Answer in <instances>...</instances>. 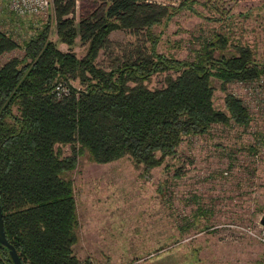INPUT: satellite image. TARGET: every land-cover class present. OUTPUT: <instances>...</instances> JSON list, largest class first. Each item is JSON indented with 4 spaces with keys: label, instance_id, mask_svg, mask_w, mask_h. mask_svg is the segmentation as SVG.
Returning a JSON list of instances; mask_svg holds the SVG:
<instances>
[{
    "label": "trees",
    "instance_id": "obj_1",
    "mask_svg": "<svg viewBox=\"0 0 264 264\" xmlns=\"http://www.w3.org/2000/svg\"><path fill=\"white\" fill-rule=\"evenodd\" d=\"M193 1V0H192ZM77 16L78 0H53L52 20L24 41L23 59L0 65V200L5 232L24 264H93L75 253L80 220L72 174L79 156L106 164L130 157L146 170L174 156L185 136L205 134L216 123L249 125L242 99L227 93L228 112L215 107L214 79L225 89L264 75L249 46L228 48L229 38L205 39L193 58L159 52L155 26L181 8L148 0H95ZM88 44L83 57L49 39ZM126 31L136 43L112 39ZM19 47L0 29V56ZM114 54L104 67L100 54ZM167 73L160 88L147 85ZM78 81L81 87L74 86ZM59 88H67L66 94ZM72 153L65 155L63 146ZM0 264H13L0 244Z\"/></svg>",
    "mask_w": 264,
    "mask_h": 264
},
{
    "label": "rangeland",
    "instance_id": "obj_2",
    "mask_svg": "<svg viewBox=\"0 0 264 264\" xmlns=\"http://www.w3.org/2000/svg\"><path fill=\"white\" fill-rule=\"evenodd\" d=\"M95 0H78L77 16ZM178 8L182 0H159ZM169 21L155 26L161 35L159 52L176 59L193 58L201 43L215 34L229 38L228 48L249 46L264 63V0H190ZM52 11L21 17L8 0H0V29L19 47L0 56V65L23 59L24 41L45 29ZM122 44L136 37L115 31ZM49 39L63 51L83 57L88 44L78 37L73 46L59 41L55 27ZM114 54L102 52L98 62L109 67ZM121 55V56H122ZM167 73L147 85L160 88ZM263 76V77H262ZM224 89L214 79V103L228 112L227 93L243 99L251 121L241 125L216 123L205 134L185 136L174 156L146 170L130 157L99 164L81 155L72 177L80 220L75 253L93 264H264V244L242 227H257L264 214V75ZM74 86L81 87L78 81ZM70 155V145L63 146Z\"/></svg>",
    "mask_w": 264,
    "mask_h": 264
},
{
    "label": "built area",
    "instance_id": "obj_3",
    "mask_svg": "<svg viewBox=\"0 0 264 264\" xmlns=\"http://www.w3.org/2000/svg\"><path fill=\"white\" fill-rule=\"evenodd\" d=\"M148 1L162 3L159 0H148ZM8 3H9L11 10L15 14L21 17L44 15V14H47L49 11H52V8H53V0H8ZM261 78H258V79H261ZM258 79H255L253 81H256ZM253 81H250V82H253ZM239 82L240 84L249 83V82H243V81H239ZM61 89L66 94L69 92L67 88L58 87V90H60L58 92V96H61ZM263 216L264 214L260 216L257 222V227L247 226V227H242V229L248 234V236L264 244V225L261 222Z\"/></svg>",
    "mask_w": 264,
    "mask_h": 264
},
{
    "label": "water",
    "instance_id": "obj_4",
    "mask_svg": "<svg viewBox=\"0 0 264 264\" xmlns=\"http://www.w3.org/2000/svg\"><path fill=\"white\" fill-rule=\"evenodd\" d=\"M262 224L264 225V216L262 218ZM0 244L5 246L8 250V254L13 264H24L17 248L8 240L5 232L3 208L0 200Z\"/></svg>",
    "mask_w": 264,
    "mask_h": 264
},
{
    "label": "crops",
    "instance_id": "obj_5",
    "mask_svg": "<svg viewBox=\"0 0 264 264\" xmlns=\"http://www.w3.org/2000/svg\"><path fill=\"white\" fill-rule=\"evenodd\" d=\"M236 82H239V81H236ZM234 95V94H233ZM239 98V97H238ZM241 99V98H240ZM242 101H243V99H242ZM244 102V101H243ZM249 109V108H248Z\"/></svg>",
    "mask_w": 264,
    "mask_h": 264
}]
</instances>
